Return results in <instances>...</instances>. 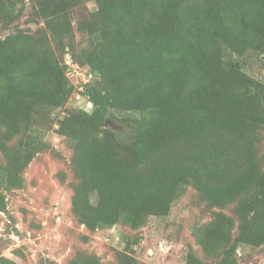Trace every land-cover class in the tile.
<instances>
[{
	"label": "trees",
	"instance_id": "1",
	"mask_svg": "<svg viewBox=\"0 0 264 264\" xmlns=\"http://www.w3.org/2000/svg\"><path fill=\"white\" fill-rule=\"evenodd\" d=\"M0 32V213L54 127L72 221L128 230L107 264H145L141 229L187 187L185 264H241V247H264V80L244 67L264 55V0H0ZM66 60L88 75L79 87ZM76 92L90 110L65 107ZM65 264L105 263L77 247Z\"/></svg>",
	"mask_w": 264,
	"mask_h": 264
},
{
	"label": "rangeland",
	"instance_id": "2",
	"mask_svg": "<svg viewBox=\"0 0 264 264\" xmlns=\"http://www.w3.org/2000/svg\"><path fill=\"white\" fill-rule=\"evenodd\" d=\"M27 1V0H26ZM86 9H93L95 3H85ZM29 8L21 18V26L34 29L28 22ZM2 35L3 32H0ZM264 55L249 52L244 59L245 70L258 79L264 80ZM83 78V75L80 76ZM87 77V76H86ZM75 87L81 80L70 74ZM65 107L90 110L89 102L74 93ZM65 109L56 108L52 113L57 117ZM136 115V113H128ZM125 113L124 115H128ZM44 139L49 148L36 155L25 170V187L7 191V211L0 213V253L16 261V264H35L44 259L49 264H65L73 249L85 248L96 252L107 264L113 259V250L122 249L129 235L127 228L120 225L89 234L83 226L76 225L69 216L70 190L55 178L58 169L65 167L70 151L54 127L45 131ZM194 190L187 187L178 197L167 216L150 217L140 231V240L133 246L135 258L145 264H185L184 238L196 219L192 206ZM88 234L83 241L81 235ZM19 249L20 253H15ZM241 264H264V247H241Z\"/></svg>",
	"mask_w": 264,
	"mask_h": 264
},
{
	"label": "built area",
	"instance_id": "3",
	"mask_svg": "<svg viewBox=\"0 0 264 264\" xmlns=\"http://www.w3.org/2000/svg\"><path fill=\"white\" fill-rule=\"evenodd\" d=\"M66 64L68 65V75H69V77H70V74H71L72 76H75V78L80 79L81 80L80 84L81 83H85L88 80V75H86L83 70L77 68L71 61L66 60ZM81 74L83 75V78L80 77Z\"/></svg>",
	"mask_w": 264,
	"mask_h": 264
},
{
	"label": "water",
	"instance_id": "4",
	"mask_svg": "<svg viewBox=\"0 0 264 264\" xmlns=\"http://www.w3.org/2000/svg\"><path fill=\"white\" fill-rule=\"evenodd\" d=\"M108 124H110L111 127H116V124H115L113 121H111V120H109V119H106V121H105V125H108Z\"/></svg>",
	"mask_w": 264,
	"mask_h": 264
}]
</instances>
